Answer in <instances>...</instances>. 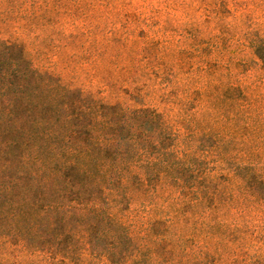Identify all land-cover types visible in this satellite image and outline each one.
I'll return each mask as SVG.
<instances>
[{"label":"trees","instance_id":"16d2710c","mask_svg":"<svg viewBox=\"0 0 264 264\" xmlns=\"http://www.w3.org/2000/svg\"><path fill=\"white\" fill-rule=\"evenodd\" d=\"M23 18L36 28L37 15ZM83 43L78 32L66 36L67 46ZM96 44L104 61L124 39L109 30ZM251 47L264 71V43ZM95 75L114 101L39 70L19 42L0 37V264H227L209 249L235 235L224 219L242 213V185L259 198L253 186L264 190V178L242 173V134L208 118L237 124L242 89L194 91L203 108L181 135L139 87L121 99L107 68ZM133 204L145 215L137 231Z\"/></svg>","mask_w":264,"mask_h":264},{"label":"rangeland","instance_id":"374dc122","mask_svg":"<svg viewBox=\"0 0 264 264\" xmlns=\"http://www.w3.org/2000/svg\"><path fill=\"white\" fill-rule=\"evenodd\" d=\"M43 10L52 20L40 17ZM31 13L38 16L36 28H24L23 16ZM109 30L124 39V47L100 61L90 44L99 46ZM76 32L83 46H67L66 36ZM0 37L19 42L39 70L114 101L110 87L95 75L96 66L107 68L118 98L139 87L146 93L144 104L165 113L181 135L203 108L192 99L194 91L241 88L242 99L235 105L242 109V119L237 124L214 111L208 120L213 128L230 127L226 134H242V152H237L242 155V173L264 178V71L251 47L252 41L264 43V0H22L19 7L0 0ZM81 55L86 58L79 59ZM253 187L260 197L254 198L242 185V213L224 219L235 235L212 246L210 260L264 264V190ZM131 209L129 218L137 221V231L145 215L136 204Z\"/></svg>","mask_w":264,"mask_h":264}]
</instances>
